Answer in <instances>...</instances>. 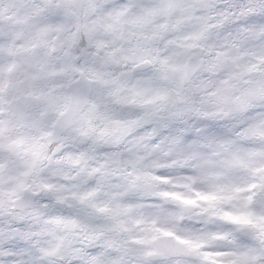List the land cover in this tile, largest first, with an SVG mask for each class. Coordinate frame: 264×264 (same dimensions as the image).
<instances>
[{"label": "clouds", "instance_id": "obj_1", "mask_svg": "<svg viewBox=\"0 0 264 264\" xmlns=\"http://www.w3.org/2000/svg\"><path fill=\"white\" fill-rule=\"evenodd\" d=\"M0 264H264V0H0Z\"/></svg>", "mask_w": 264, "mask_h": 264}]
</instances>
